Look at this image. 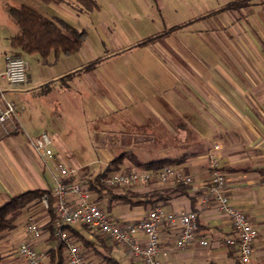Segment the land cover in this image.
Listing matches in <instances>:
<instances>
[{"label":"crops","instance_id":"1","mask_svg":"<svg viewBox=\"0 0 264 264\" xmlns=\"http://www.w3.org/2000/svg\"><path fill=\"white\" fill-rule=\"evenodd\" d=\"M191 1L196 5L194 16L180 26L187 23L199 25L193 30L195 35H200V32L208 34L207 31H211V36L215 35L218 40L219 50L212 49L206 43L190 44V51L196 53V56H192L189 61L171 60L180 87L182 84L186 89L185 96L177 86L173 89L171 98L160 91L150 97L141 90L131 92L129 87L128 90L124 88V93L120 95L97 92L109 110L117 112L122 106L128 109V133L118 130L112 120L104 118L102 123L105 130L110 133L116 131L118 134L115 138L109 134L97 140L110 143L111 148L128 147L125 151L133 153L142 162L163 157L179 158L180 162L176 166L192 174L194 180L200 184H207L209 181L207 153L214 145H218L216 155L225 173V191L230 201L244 211L257 231L251 261L248 264H264V0H241L236 6L229 5L240 0ZM2 31L0 25V34ZM11 31L13 30L5 32L8 35L6 37L9 47L8 39L13 35L9 34ZM84 41L75 53L84 51ZM211 53L215 54V59ZM23 54H17L11 47L0 49V70L4 69L8 55ZM60 55L69 58L72 54H59L54 58L55 61L59 60ZM92 61L96 63L86 69L85 65ZM99 62L100 56L83 66L67 64L64 72L57 78L62 83V88L55 98H58L62 110L63 107L73 109L80 105L82 95L79 87L98 91V82L89 71ZM29 70L28 64V72ZM62 76L65 77L61 78ZM30 81L31 74L28 73L26 84ZM55 81L49 74L40 73V80L36 83L39 85ZM7 90V87H4V92L0 95V107L3 106V100H9L14 102L15 112L0 123V199L5 202L11 196L29 189L52 190L58 174L55 162L61 157V162H68L53 146L51 157L38 155L32 146L34 138L42 131L52 137L58 127L53 122L50 132L46 129L29 136L21 116L22 102L16 103L8 99L4 94ZM49 93L50 91H47L45 97ZM45 99L47 101L48 98ZM136 107H144L157 117L161 128L156 132L150 131L151 135L141 134L145 130V124L134 119L138 117L136 115H142L139 111L132 112L131 109L136 110ZM182 129L187 131L183 140ZM160 133H163V136L167 133L168 136L162 138ZM169 139L176 142L172 145L173 148L185 150L184 153L177 156L145 157L150 153V149L160 147L162 141ZM169 146L165 145L164 148ZM123 162L128 169L138 168L129 159H124ZM103 163L105 168L108 163ZM75 179L76 175L73 173L69 180ZM163 186L165 185L128 186V193L147 201L150 199L148 203L132 205L127 201H117L111 206L109 214L119 223H126L145 217L147 212L156 206L173 212L196 211L200 234L208 240V244L202 246L195 241L178 248L175 246L176 227L163 224L159 227L157 255L162 263L239 264L237 249L224 242L226 237L233 235L229 218L218 212L213 204L207 207H201L199 204V196L205 189L192 191L186 186L187 190L175 192L164 201H156V195L151 194ZM30 216L35 218L41 228V234L33 239V244L36 249L44 251V262L49 264L48 251L55 249L61 242L45 227L49 214L42 204L24 210L13 220L12 229L15 230L16 226L20 228L15 251L19 241L31 238L25 229ZM68 226H65V230L69 235L76 239L92 241V249L83 250L86 264H106L103 258L105 256L119 264H142L129 251L120 248L95 228L80 223ZM10 229L0 231V237ZM97 235L111 246L109 251L96 239ZM136 238L143 241L145 237L143 233H137ZM63 255L66 258L65 249ZM0 264L24 263L21 259L14 260L4 250L3 241H0Z\"/></svg>","mask_w":264,"mask_h":264},{"label":"rangeland","instance_id":"2","mask_svg":"<svg viewBox=\"0 0 264 264\" xmlns=\"http://www.w3.org/2000/svg\"><path fill=\"white\" fill-rule=\"evenodd\" d=\"M94 1L97 8L88 10L76 0H61L56 4H47L41 0H0V25L3 29L0 34V49L10 48L5 32L12 29L9 34H14L17 31L6 13L7 6H28L51 20L63 19L74 27L85 30L87 34L82 45L85 47L84 51L72 54L69 58L60 55L59 60L55 61L53 54H50L46 61H42L37 54H23L30 66L28 73L31 74V81L17 86L3 84L8 89L4 93L8 99L16 103L22 102L21 116L29 136L46 129L50 132L55 122L58 128L55 135L50 136L51 147L66 157L68 162L65 165L72 168L76 175V179L72 181L82 185L86 177L104 168L103 162L109 163L108 160L112 157L128 149L119 146L111 148L110 143L97 140L109 134L115 138L118 134L116 131L110 133L105 130L102 123L104 118L112 120L118 130L128 133V109L122 106L117 112L109 110L97 92L120 95L124 93V88L128 90L129 87L131 92L141 90L150 97L160 91L171 98L173 89L177 86L185 96L186 89L182 84L180 87L171 60L189 61L192 56H196V53L190 51V44L206 43L217 50L220 46L216 36H211V31L195 35L193 30L199 25L187 23L180 26L194 16L196 5L191 0ZM211 54L215 59V54ZM98 56L101 57V62L95 65L93 71H89L98 82V91L79 87L82 95L80 105L73 109L63 107L62 110L58 98H55L62 88L58 76L64 72L67 64L83 66ZM40 73L49 74L56 81L38 85L36 82L40 80ZM47 91L51 95L49 93L45 97ZM44 97L48 98L47 101ZM63 104L62 101L61 105ZM131 110L142 114L134 117L139 123L145 124V130L141 134L151 135L150 131L156 132L161 128L157 117L146 111V108L136 107L137 111ZM160 135L162 138L168 136L167 133L165 136L163 133ZM181 135L183 140L187 136L186 129H182ZM173 141H162L160 147L150 149L145 157L177 156L184 153L185 150L173 148L172 145L176 143ZM165 145L170 146L164 148ZM4 202L0 199V206ZM19 229V226L15 230L11 228L0 237L4 250L14 260L20 259L17 247L15 251Z\"/></svg>","mask_w":264,"mask_h":264},{"label":"built area","instance_id":"3","mask_svg":"<svg viewBox=\"0 0 264 264\" xmlns=\"http://www.w3.org/2000/svg\"><path fill=\"white\" fill-rule=\"evenodd\" d=\"M27 75V61L20 55H8L4 69L0 70V95L4 92L3 84L10 86L24 84L27 81ZM14 112V102L3 100V106L0 107V123L6 121ZM51 143L50 135L42 131L34 138L32 146L38 155L51 157L53 155ZM217 148L218 145H214L207 153L210 173L207 184L197 183L192 174L176 165H164L156 170L120 169L104 175L101 181L116 187L182 184L192 191L204 188L205 191L199 196L200 206L207 207L213 204L218 212L229 218L233 235L226 237L224 242L237 249L238 259L242 264H248L251 261L257 231L244 211L230 201L225 191L226 178L216 155ZM55 168L58 174L56 185L51 193L55 196L56 217L52 223V230L58 241L64 243L67 264H86L81 244L65 230V226L75 223L85 224L105 234L120 248L138 258L142 264H163L157 256L159 227L163 224L176 227L175 246L178 248L195 241L202 246L208 244V240L200 234L196 211L173 212L156 206L137 221L119 223L100 204L93 201L92 194L85 185L69 180L74 172L72 168L61 161L55 162ZM42 205L47 208L45 197H43ZM25 229L31 238L19 241L17 252L20 259L24 264H46L44 251L36 249L33 244V239L40 236L41 228L32 216L29 217ZM137 233H143L145 237L143 241L136 238Z\"/></svg>","mask_w":264,"mask_h":264},{"label":"trees","instance_id":"4","mask_svg":"<svg viewBox=\"0 0 264 264\" xmlns=\"http://www.w3.org/2000/svg\"><path fill=\"white\" fill-rule=\"evenodd\" d=\"M45 3H59L61 0H41ZM88 10H93L97 7L94 0H76ZM241 3L236 1L229 6H236ZM6 13L11 21L17 27L16 33L9 37V45L15 49L17 54H37L42 61H46L50 54L57 58L59 54H73L80 48L81 43L86 38L85 30L78 29L63 19L51 20L41 15L34 9L25 6H7ZM96 61H92L85 65V68L92 67ZM66 76V75H65ZM62 76L61 78H64ZM124 159H129L134 166L147 169L156 170L164 165H176L180 162L179 158L163 157L152 159L149 161H139L137 157L129 151H121L115 157L109 160L105 168L97 172L94 176L87 178L84 185L94 197V201L101 205V207L109 213L111 206L117 201H127L132 205H139L148 203L150 199L145 200L138 198L133 193H128V188L109 186L101 181V178L113 171L128 168L123 162ZM187 190L185 185L172 184L165 185L159 189H155L151 195H156V201H164L168 199L175 192H183ZM45 197L47 201V211L49 220L45 227H47L51 234L52 223L56 217L54 211L55 196L48 189H29L11 196L6 202L0 206V231L12 228L13 220L18 217L24 210L29 209L41 203L42 198ZM152 202V201H151ZM83 226H87L82 224ZM67 227V226H66ZM70 227V226H68ZM71 236V235H70ZM82 246V249H92V241L84 239H76ZM96 239L109 251V246L106 241L98 235ZM64 243H59L55 249L48 251L49 264H66L67 260L63 255ZM106 264H119L112 260V258L103 257ZM238 261V260H237ZM241 264L240 261H238Z\"/></svg>","mask_w":264,"mask_h":264}]
</instances>
